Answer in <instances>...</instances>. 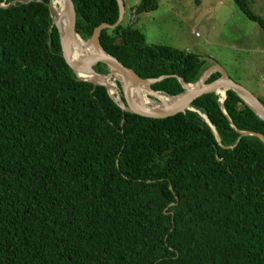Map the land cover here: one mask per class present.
<instances>
[{"label": "trees", "instance_id": "16d2710c", "mask_svg": "<svg viewBox=\"0 0 264 264\" xmlns=\"http://www.w3.org/2000/svg\"><path fill=\"white\" fill-rule=\"evenodd\" d=\"M42 1L0 6V264H264V143L241 134L264 121L230 89L224 111L214 92L162 118L122 110L76 77ZM72 1L83 40L118 18L116 0ZM99 43L171 96L205 69L122 21Z\"/></svg>", "mask_w": 264, "mask_h": 264}, {"label": "rangeland", "instance_id": "374dc122", "mask_svg": "<svg viewBox=\"0 0 264 264\" xmlns=\"http://www.w3.org/2000/svg\"><path fill=\"white\" fill-rule=\"evenodd\" d=\"M122 1V23L138 28L146 43L195 53L206 62L204 70L215 62L264 102V31L233 0H157L155 9L136 16L139 0ZM248 6L264 18V0H248Z\"/></svg>", "mask_w": 264, "mask_h": 264}, {"label": "water", "instance_id": "95a60500", "mask_svg": "<svg viewBox=\"0 0 264 264\" xmlns=\"http://www.w3.org/2000/svg\"><path fill=\"white\" fill-rule=\"evenodd\" d=\"M30 0H11L7 4L0 3L2 7H8L17 2L27 3ZM43 2L42 0H38ZM118 4V18L114 24L101 23L93 29L91 36L87 39L94 46V51L92 53H86L83 55H78L73 57V51L69 43L70 36H79L75 31V9L72 0H63L62 8L57 11L53 5L52 0L45 3L49 8V13L51 17V25L54 26L58 33L59 44L61 48V54L68 66L72 69L76 77L80 80L90 82L94 85L104 86L109 94V96L116 102V104L124 111L134 113L141 116L162 118L167 117L178 112H184L185 110H195L192 107V102L197 97L202 94L214 92L219 95V101L221 102V108H223V101L226 95V90L230 89L236 92V94L253 110V112L264 121V104L255 97L250 91L245 89L240 84L234 82L226 73V71L217 63L213 62L212 66L204 70L199 77V79L194 83H186L184 79L179 78L184 91L171 96L173 100L167 106L155 109L150 106L140 105L134 103L129 95L130 83L145 82L147 83L148 89L153 92L155 91L151 88V84L162 79L164 76L158 78H142L137 75L132 69L125 67L116 57L106 52L99 43V36L103 29L114 28L123 19L124 15V3L122 0H116ZM62 19L65 20L64 25H62ZM80 37V36H79ZM101 62L107 65L108 72L106 74L98 73L94 70L93 65ZM208 72L206 73V71ZM214 72H219V76L210 81L205 82V80ZM206 74V76H205ZM205 76V80L199 82ZM113 79L118 82L120 93H113L109 91L108 80ZM111 81V80H110ZM188 85H194L188 88ZM218 91H223L219 94ZM121 96L124 101H122ZM210 127L214 130L213 126L209 120L203 114H200ZM242 135H253L258 137L264 143V135L254 131H242Z\"/></svg>", "mask_w": 264, "mask_h": 264}, {"label": "bare ground", "instance_id": "6f19581e", "mask_svg": "<svg viewBox=\"0 0 264 264\" xmlns=\"http://www.w3.org/2000/svg\"><path fill=\"white\" fill-rule=\"evenodd\" d=\"M53 5L55 6L56 10L59 11L63 6V0H52ZM65 20L62 19V25H64ZM69 43L71 45L72 51H73V57H76L78 55H83L86 53H92L94 51V46L90 41L83 40L79 36H74L68 38ZM208 70L206 71V73ZM206 76V74H205ZM205 76L199 81L202 82V80H205ZM109 82V91L113 93H120V90L117 92V86L114 85L110 80ZM194 85H188V88L193 87ZM147 83L145 82H138V83H130L129 86V95L132 98L134 103H138L140 105L144 106H150L155 109L162 108L164 106H167L172 102V98L168 97L164 93L160 92H153L148 89ZM137 91L143 93L139 94ZM223 93V91H218Z\"/></svg>", "mask_w": 264, "mask_h": 264}]
</instances>
